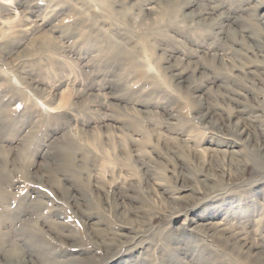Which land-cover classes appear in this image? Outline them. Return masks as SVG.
<instances>
[{"label": "rangeland", "instance_id": "obj_1", "mask_svg": "<svg viewBox=\"0 0 264 264\" xmlns=\"http://www.w3.org/2000/svg\"><path fill=\"white\" fill-rule=\"evenodd\" d=\"M223 1H227V14L235 23L247 16L252 19L263 9L251 3L249 8L254 7L255 12L247 15L235 9L246 6L247 0ZM218 2L105 0L107 6H102L95 0H0V41H11L9 54L0 60V105H9L0 113L5 128L0 129V148L8 168L0 188V213L4 208L14 210L21 200L40 198L41 208L38 213L30 211V217L39 223L54 218L64 234L55 239L39 228L44 248L57 254L86 256L97 264H110L128 254L139 256V262L144 258L147 264H160L158 250L162 246L178 251L190 245L194 237L186 236L181 244L166 241L174 231L176 235L182 231L189 234L181 227L189 218L202 222L209 216L205 220L217 222L226 216L216 210L222 208L224 198L238 195L249 199L252 190L260 187L263 196L248 214L250 223L243 230L246 242L264 244V169L256 167L245 146L229 150L228 137H216V130L202 121L197 112L200 107L192 97L202 89L201 94L208 98L206 105L214 104L215 118L234 122L236 115L253 116L258 118L253 119L255 124L259 121L257 126L264 128V61L259 55L264 47L248 49L232 43L234 36L233 41L240 38L234 32L230 41L227 34L218 39ZM165 4L177 6L178 12L161 18ZM198 4L209 12L207 18L215 20L207 19L210 23L198 26L190 16H184L199 9ZM239 27L235 25L243 32ZM255 31L259 36L258 27ZM251 69L262 71L256 85L248 79ZM178 70L190 75L191 90L177 84L174 73ZM228 87L233 88L238 104L235 100L230 103L228 95L233 92L228 93ZM194 90L197 93H192ZM217 139L219 153L213 155L208 147ZM56 142L72 147L75 174L59 170L56 185L48 183L46 176L43 181L34 180L33 174L44 173L46 154ZM57 148L53 147L56 156ZM236 152L241 159L236 161L238 180L224 188L229 155ZM208 171L218 177V181L211 179L216 183L215 194H205L209 188L196 185L189 174L201 177V172ZM183 177L186 183L195 184L194 190L193 186L181 189ZM58 184L74 193L84 188L97 198L91 204L82 202L88 221L99 224L106 233L112 231L111 236L122 231L126 236L107 244L106 249L96 245L86 234L74 201L64 198ZM191 194L194 199H190ZM181 195L185 198H178ZM114 199L125 204L131 220L134 216L129 209L140 211L136 225L123 227L116 221L111 204ZM197 243L208 264H238L242 257L228 255L221 262L217 255H207L211 252L205 249V240ZM148 249L149 253H144ZM175 255L185 264H201L179 252ZM3 258L0 256V264H5ZM174 261L177 259L170 263Z\"/></svg>", "mask_w": 264, "mask_h": 264}, {"label": "bare ground", "instance_id": "obj_2", "mask_svg": "<svg viewBox=\"0 0 264 264\" xmlns=\"http://www.w3.org/2000/svg\"><path fill=\"white\" fill-rule=\"evenodd\" d=\"M95 1L99 2L102 6H107V4L105 3V0H95ZM220 1L221 2H218V31L216 32V34H218V39H222V37H224L227 34V40L230 41L229 35L231 32H234L237 35L239 34L238 36L240 38H239V40L233 41L235 39V36H234V38L230 42H232V43L237 42L238 44H241L248 49H254V48H257L258 46H259V48L262 46L264 47V38H263L264 36L262 37V35H261V33L264 35V0H247L248 2L246 4V6L244 4V5H241L240 7L235 8L237 11H239L242 14L243 13L247 14V12L249 13L250 11L255 12V10H253L254 7L263 8L262 11L259 12V14H255V15L253 14L254 16L252 14H250V15H252V19L250 17H248L247 15H249V14H247L246 15L247 19L246 18H240V20L238 19L239 21H237L236 23L234 21H232L229 14H227V8H228L227 1H223V0H220ZM151 2H153V0H148V3H151ZM251 3L254 4V7L252 6L253 8L250 9L249 6ZM197 7L199 8V4L197 5ZM146 9L150 10L148 8H145V10ZM202 9H203V7H202ZM202 9L199 8L196 10H190L188 13H185L184 16H190V21L194 22L198 26H205L207 23H210V21L215 20L212 17L207 18L206 14L209 12L206 10H202ZM176 12H178L177 6L172 5V4H165L159 14H160L161 18H166V17L169 18L173 15V13H176ZM233 18H235V17L233 16ZM249 18H250V20H249ZM207 19H209L210 21L207 22L208 21ZM251 20H253V22ZM238 22H239V24H238ZM235 25H239L240 26L239 28L243 29L244 31L243 32H241L242 30L238 31L237 28H235ZM256 27H258L259 32H260L259 36L257 35V33H255L256 31H258V30L255 31ZM245 30H248L247 34L245 33ZM252 33L254 34L253 35L254 38L252 36ZM10 44H11V41H7V40L6 41H0V60L1 61L3 59V55L6 56L7 54H9L8 53L9 52L8 47ZM233 45L235 46V44H233ZM256 50H260V49H256ZM259 55H260V58L262 59V61H264V51L260 50ZM255 56H257V55H255ZM249 59H250V57H249ZM244 64H246V62ZM231 67H235V65L234 66L232 65ZM247 74H249L248 79L252 80L251 81L252 84L256 85L257 83L255 80H256V78H260V74H262V71H261V73H259L258 69H256V70L251 69L247 72ZM174 75L177 77V80H178L177 84L178 85L179 84H182V85L185 84V86L189 90H191L193 88L192 79L190 78V75L184 76V70H178L174 73ZM257 81H259V80H257ZM221 84H222V82H221ZM262 88H264V86H262ZM255 89H257V88H255ZM218 90L220 91V88ZM204 91H206V90H204ZM219 91H218V93H220V95L222 96L223 94ZM233 91H234L233 88L228 87V93L233 92ZM195 92L197 93V90L192 91V93H194V94H195ZM199 92H200V94L197 93V95L192 96V97H193V101L200 107V109H198L197 112L201 113L202 121H206V123H209L211 125V127L216 130V132H215L216 137H218L219 135H222V138L228 137L227 138L228 139L227 144L230 147L229 150L235 151V149L240 147V146H245V148L249 149V151L251 152L249 158L254 159L252 161L255 162L257 168H260V169L263 168L264 169V128L257 126L259 121L255 124V122L253 121V119L255 117L251 118L253 116L245 117V116H241V115H236V119L234 122L226 120L223 117H220V120H219V119L215 118V116H214V110H215V109H213L214 104L211 105V104L207 103V105H206V100L208 98H205L203 93L201 94L202 89ZM234 93L235 92L228 95V98L230 99V103L233 100H235L236 102L238 101L235 99V97H233ZM238 94L241 95V92ZM258 101H260V100H258ZM237 104H238V102H237ZM239 104H240V102H239ZM6 105H8V104H6L5 102H4V104L0 105V113L4 110L3 107ZM245 108H246V106H245ZM257 119H254V120H257ZM261 123H262V121H261ZM2 128H4V122L3 123L0 122V129H1V131L2 130L4 131L5 128L4 129H2ZM11 132H13V130H10L9 133H11ZM53 147L54 148L58 147L57 148V151L59 153L58 156H56V149L54 150ZM71 148L72 147L69 146V144L67 145L66 143L63 144V143L56 142V145L52 146V152H47V154L45 153L46 154V162H45L46 167H44V170H45L44 173L45 174L42 172L43 174L41 173V176H38V174H33L31 177L33 179L36 178L39 181H43L44 180L43 177L46 176L47 177L46 180L48 183L56 185L55 182L58 181L56 178V175L59 172V170L60 171L71 170V172L73 174H75L74 171H75L76 167H75V164L73 162ZM0 150H1V154H0V188H2V186L5 183L4 179L6 178L8 168H7V161H6V157H5V152L3 151V148H0ZM208 150L210 152H212L213 155H218V153H219L218 152V139L212 147H208ZM223 151H226V150L222 149V152ZM237 154L238 153L236 152L235 155H233V154L229 155L228 173H227L228 174L227 175L228 183H224V186H223L224 188L226 187V185H230V186L234 185L235 182L238 180V179L236 180L235 172H237V170L235 171V168H236V163H237L236 161H240L241 159L236 157ZM243 154H244V156H247L245 153H243ZM239 156H242V155L239 154ZM56 159H57V161H60L59 164L56 163ZM221 161L224 162V160H221ZM261 162H262V164H261ZM218 163H221V165H222V162H218ZM239 163H241V162H239ZM217 165H220V164H217ZM224 165H223V167H225ZM25 167H27V166H25ZM223 167H221V169L225 170ZM27 173H29V172H27ZM221 173H223V172H221ZM189 174L194 179V183L196 185H198L201 188H204L205 186H207V188H209L208 189L209 191L204 192L205 194H208V193L210 194V193L215 191L214 184H216V183L215 182L213 183L211 179L214 178V179H217V181H218V177H216L210 171H208L206 173L201 172V177H194V175L192 173H189ZM190 175H187V177H189ZM29 177H30V174H29ZM234 177H235V179H234ZM182 180H183V183L180 185L181 189L185 190V189H187V187L189 188L190 186H193V190H194V188L196 187L195 184L193 185V184L186 183L185 182L186 180L184 177ZM209 180H211V181H209ZM220 182L223 185L222 179H220ZM57 186H60L59 187L61 189L60 193H62L64 195V198L66 197V199L68 201H71V200L74 201L73 207L75 208V211L80 215L82 224L84 225L86 232H87L86 234H88L90 239L96 245H99V246L103 245V247L106 249L107 244H110L114 241L118 242V240H119L118 238L121 237V235H123V237L126 236V233L124 231H122V234L115 233L114 236L113 235L111 236L109 233L110 232L112 233V231H109V233L108 232L106 233V232H104L103 227L101 228L99 224L92 223V222L90 223L88 221V219H89L88 214H87L88 211L83 212V210H82L83 207H81V206H84V205H82L83 204L82 202L91 204L94 202V200H97V198H93L91 196V194L89 195L85 191L84 188L81 187V190H76V193H74V192H71L69 188H65L61 184H58ZM214 194H215V192H214ZM261 195H262V192L260 190V187L259 188L257 187V188L252 190V192L250 193L249 199L248 198H242L241 199L238 195H236V196L230 195L229 197L224 198L223 203H221L222 208H220L218 206V209H216V210L218 211V213H222L223 215H226V216L222 217V218L219 217L217 222L205 220L209 216H204L202 218V222H196L195 219L189 218L188 221L185 224H183L181 227L186 229V231L189 230L190 233L186 235V233L182 231L178 235H176V232L174 231V233H171V236L168 235L166 237V238H168V239H166V241L168 242V244H170V242H172V243L176 242L178 244H181L185 240L186 236L194 237V238L190 239V245L188 247L183 246V247L179 248L178 251L176 249H174L172 251H170L171 249L166 250V248H164V246H162L161 250H158L160 264H178V263L179 264H185L184 262H182V260L180 258L176 257L175 254L178 252H179V254H182L183 256L186 255V257L189 258V261H195V262L201 261V264H208V261H207L208 257L206 255H203L200 252L201 246L198 247V249L196 247V246L200 245L197 242H199V241L203 242L204 240L207 242L205 249H207L211 252V254H210L208 251V253H209V254H207L208 256L214 254V255L218 256L219 260H221V259H223V257H226L228 255L231 257L232 255L235 254V256L238 257V254H240V257L241 256L242 257L238 259V261H239L238 264H264V244H262V243L255 244L252 242L248 243V241L246 242V236H245L246 231L243 230V227H245L246 225H249L250 220L248 219V214L251 211H253V209L255 207H258L259 199H260ZM40 197H41V195H40ZM183 197L184 196L181 195L178 198L183 199ZM251 197H253V198H251ZM121 198L123 199V197H121ZM194 198H195V195L191 194L190 199H194ZM0 199L2 200V201H0V203L3 202V198L1 197ZM122 199L119 198L120 201ZM240 199L242 200V203L239 201ZM255 202L257 203L256 205H255ZM68 204H69V202H68ZM111 204H112V207L114 209V217H115L117 222H119L121 225H123V227H127L128 225L129 226L136 225V224H134V223H136L134 221H136V219L139 220V218H140L139 212L140 211L138 212L133 207H131L129 209V211L134 216V220L133 219L131 220V218H129L127 216V210L128 209L127 210L125 209V204H123V202L119 203L117 201V199H114ZM41 205H42V200L40 198H37V199L35 198L34 201H29L27 199H24V200H21L19 202V204L17 205V207L14 210L10 211V210L4 208L3 209L4 211L2 213H0V256L3 255L5 257V258H3L5 264H97L96 260H94L92 258L86 259V256L80 257V256H76V255L57 254V253H55L56 251L54 252L52 249L50 250L47 247L46 248L43 247V245L41 244V243H43L42 238H40L38 236L37 230L39 228H45L46 232L49 231L54 237H56L55 239H58L59 237L60 238L63 237L64 234L59 230L58 225H57L58 223L56 224L55 220H53L54 218L49 219V220H46V218H45L46 221H42L39 223L30 217L31 216L30 211L34 210L36 213H38L37 210L39 208H41L40 207ZM86 205H85V208H86ZM96 205L98 206L97 203H96ZM240 206H241V209H239ZM70 207H72V205H70ZM100 207H102L103 209L105 208V206H103V205H101ZM223 220H225V221L229 220V222H228L230 224L229 229L226 227V225H225L226 223ZM20 223H22L21 226L17 227V225ZM179 226H178V228H180ZM135 227H137V226H135ZM3 228L9 229V230L3 231L2 230ZM178 228H175V229H178ZM178 231H180V230L178 229ZM132 238H131V240H132ZM172 240H174V241H172ZM263 242H264V238H263ZM164 245L166 246V244H164ZM117 246H118V243H117ZM119 246L121 247L122 244ZM194 247H196V248H194ZM146 252L149 253V249L145 250L144 253H146ZM169 252H170L171 256L168 254ZM217 252H218V254H217ZM117 258H116V260H111L110 264H147L146 263L147 259L145 260L144 258H142L143 260L141 262H139V260H138L139 256L137 257V256H133L131 254H128L126 258H123V257L118 258V259ZM181 258H183V257H181ZM174 259H177V261L170 263ZM221 262H223V261L221 260ZM209 264H212V261Z\"/></svg>", "mask_w": 264, "mask_h": 264}]
</instances>
